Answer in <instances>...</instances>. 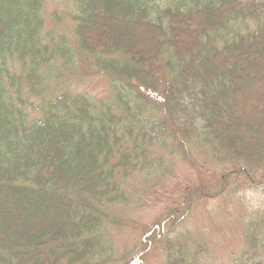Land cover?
Listing matches in <instances>:
<instances>
[{"label": "trees", "instance_id": "trees-1", "mask_svg": "<svg viewBox=\"0 0 264 264\" xmlns=\"http://www.w3.org/2000/svg\"><path fill=\"white\" fill-rule=\"evenodd\" d=\"M72 1V46L104 96L59 69L73 49L45 0H0V264H144L155 244L166 264H204L182 230L195 204L264 185V0ZM176 159L201 183L143 225L137 258L120 250L115 210L142 208ZM245 239L235 264H262L264 215Z\"/></svg>", "mask_w": 264, "mask_h": 264}, {"label": "rangeland", "instance_id": "rangeland-1", "mask_svg": "<svg viewBox=\"0 0 264 264\" xmlns=\"http://www.w3.org/2000/svg\"><path fill=\"white\" fill-rule=\"evenodd\" d=\"M55 12L60 16L58 23L52 19ZM73 12L72 0H45L44 17L48 27L58 34H65L68 45L73 49L75 64L63 65L59 69L73 78L70 85L75 91L94 97L104 96L109 91L106 78L96 72L95 67H89L72 46L75 41L71 18ZM75 75L78 78H74ZM174 165L173 174L154 193L144 198L142 208H137L133 201L122 210H115V216L122 219L124 225L111 227L110 233L120 250L132 251L137 258L144 248L143 225L146 230L150 229L161 219L164 209L181 199L185 186H198L201 183L199 175L188 163L176 159ZM257 214L264 215V185L258 190L249 189L239 193L227 188L222 197L197 202L182 230H190L195 238L200 236L207 249L200 257L204 264H235V259H241L247 249L245 225ZM144 264H166L164 252L158 244L145 254Z\"/></svg>", "mask_w": 264, "mask_h": 264}]
</instances>
